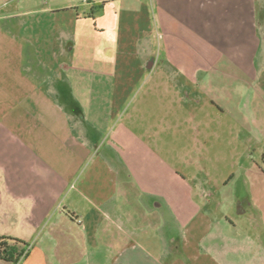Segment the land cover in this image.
I'll use <instances>...</instances> for the list:
<instances>
[{
    "label": "crops",
    "instance_id": "crops-1",
    "mask_svg": "<svg viewBox=\"0 0 264 264\" xmlns=\"http://www.w3.org/2000/svg\"><path fill=\"white\" fill-rule=\"evenodd\" d=\"M27 1L0 16L13 22L0 24V237L29 243L20 264H84L100 248L118 252L114 264H165L132 245L161 228L163 202L141 203L119 154L125 162L143 154V140L131 146L130 127L151 98L177 124L185 107L210 109L223 124L227 110L206 101V90L224 105L239 94V109L264 94V0ZM143 81L149 89L132 88ZM212 81L221 84L212 89ZM165 97L169 104L157 107ZM200 171L199 193L211 202L219 194L221 217L213 223L210 211L197 218L194 207L187 216L180 206L176 219L190 228L169 238L168 249L191 251L193 264H264V166L245 170L250 189L242 195L229 190L234 173L212 184L213 170Z\"/></svg>",
    "mask_w": 264,
    "mask_h": 264
},
{
    "label": "rangeland",
    "instance_id": "rangeland-1",
    "mask_svg": "<svg viewBox=\"0 0 264 264\" xmlns=\"http://www.w3.org/2000/svg\"><path fill=\"white\" fill-rule=\"evenodd\" d=\"M25 2L28 3L27 0H0V16L10 14L18 3ZM0 24L6 27L11 26L13 22L10 19ZM144 83L143 81V88L142 86L135 87L134 84H132V88H137L139 92L141 89L143 91L147 90L145 88L149 89ZM220 84L221 81H212L211 88L214 89L216 85ZM230 86L232 92H234L236 85L230 83ZM208 91H205L204 99L209 101V99L215 98L216 103L223 107L225 106L227 110L226 115L222 119L228 124L226 128H224L226 126L224 122V125L219 123L220 117L223 116L220 113H218L220 114L219 116L209 115L210 109L192 112L190 107H185L187 112H178L176 114V116H179V124H177L172 121L173 114L170 111H166V108L162 110L163 113L159 109L157 110L158 113H156L151 107V105L155 107L156 102L154 98H151L153 101L148 103L150 107L145 110V118H142L140 114L136 118V121L140 124L136 123L137 125L134 124L130 127L132 133L131 146L135 150L138 147L134 145L135 141L137 139L143 140V145L141 146L143 154H133V158L126 162L122 152L119 154L122 159L120 163L123 165L127 164L132 170V184L139 189L141 203L152 208L156 205V201L163 202V208L158 212L162 217L161 228H151L145 234H137L132 240V245L139 242L146 246L153 253H157L159 259L165 264H193L194 258L189 254L192 253L191 251H186L182 248L178 251L168 249L169 238H173V235L182 237L187 229L190 228V225H187L188 222H179L176 219L178 215L182 216V213H185L182 208L179 213L178 209L180 206L185 205L190 209L187 212V216L192 213V207H194L193 213H196L197 218L210 211L209 213L214 219L213 223H215L217 218L219 220L223 212L219 208V203L221 202L219 194L211 202L207 201L199 193L198 184L204 183V176L200 171L201 168L213 170L214 178H212V184L215 183V179L216 181L223 180L224 176L221 173H227L224 175L228 176L234 173L235 177L233 180H230L231 176L228 178L230 183L229 190L237 191L238 193H235V195H242L243 191L247 192L250 189L247 178L244 175L245 170L254 168L257 163L264 166L262 163V157L264 156V94L254 95L256 99L250 103V106L244 105L243 109H239V94H233L231 96L232 99L223 98L227 102L224 105V102L221 101L222 97H216L212 92L209 93ZM135 99L138 98L136 97ZM250 99L251 97L249 96L245 104H249ZM167 100L168 98L165 97L161 104L158 102L157 107H166L169 104ZM193 113H195V116H193ZM157 115H160L158 118L163 120V124L156 128V125H158V122L155 121ZM143 121L144 124L150 127L155 126V129L148 130L147 128L149 127L145 128L144 125H141ZM208 121H211V123H207ZM232 122L243 123L248 126V129H233L230 124ZM255 122L260 123L263 127L259 126L260 128H256V125H253ZM148 131L150 134H146ZM206 141L210 142V144H206ZM193 147L195 154L192 159L195 157V160L191 161L188 151H193L191 150ZM208 150L211 152L210 158L212 157L210 161L206 160L207 156H209L207 155ZM241 168L245 170L242 172ZM176 176H179L180 179L178 180ZM178 198H180L179 201L181 203L177 207L176 200ZM231 216L239 223V217L234 212ZM246 226L247 234L253 236L248 231L249 225H245V228ZM211 227L213 230H218L220 225L214 224ZM226 228L229 230V237L240 238L238 232L231 230L230 227L226 226ZM209 242L207 241L206 244ZM217 243L219 242H212V244ZM229 245L231 244L229 243ZM117 253V251L109 252L102 248L93 250L87 258H84V264H114L118 260ZM196 264L203 263L199 260Z\"/></svg>",
    "mask_w": 264,
    "mask_h": 264
},
{
    "label": "trees",
    "instance_id": "trees-1",
    "mask_svg": "<svg viewBox=\"0 0 264 264\" xmlns=\"http://www.w3.org/2000/svg\"><path fill=\"white\" fill-rule=\"evenodd\" d=\"M30 245L19 238L0 237V262L5 264H20L28 257Z\"/></svg>",
    "mask_w": 264,
    "mask_h": 264
}]
</instances>
